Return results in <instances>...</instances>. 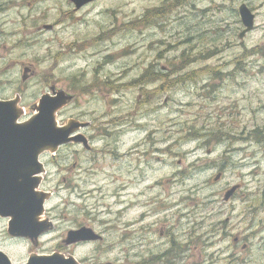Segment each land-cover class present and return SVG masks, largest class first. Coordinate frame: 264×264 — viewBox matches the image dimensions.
Wrapping results in <instances>:
<instances>
[{
	"label": "rangeland",
	"instance_id": "obj_1",
	"mask_svg": "<svg viewBox=\"0 0 264 264\" xmlns=\"http://www.w3.org/2000/svg\"><path fill=\"white\" fill-rule=\"evenodd\" d=\"M241 4L255 15L243 39ZM263 47L264 0H0V100L25 121L61 94L57 125L87 124L86 145L41 155L49 227L32 243L0 218V250L264 264ZM148 72L165 82L137 84ZM81 228L101 239L66 245Z\"/></svg>",
	"mask_w": 264,
	"mask_h": 264
},
{
	"label": "water",
	"instance_id": "obj_2",
	"mask_svg": "<svg viewBox=\"0 0 264 264\" xmlns=\"http://www.w3.org/2000/svg\"><path fill=\"white\" fill-rule=\"evenodd\" d=\"M95 1L70 0L76 9ZM238 13L245 27L239 35L242 39L253 30L255 17L244 4L238 8ZM63 103L61 94L44 95L38 102L36 113L26 122L18 123L21 112L16 107V101L0 100V217L9 219L8 233L12 237L34 242L49 227L40 220L48 199L47 193L37 191L44 172V166L39 162L40 155L48 150L55 152L69 143L87 144L84 136L77 133L87 124L71 122L57 125L56 113ZM100 239L91 229L81 228L68 232L65 244ZM0 264H12L1 250ZM22 264L78 263L72 256L53 253L29 256Z\"/></svg>",
	"mask_w": 264,
	"mask_h": 264
},
{
	"label": "trees",
	"instance_id": "obj_3",
	"mask_svg": "<svg viewBox=\"0 0 264 264\" xmlns=\"http://www.w3.org/2000/svg\"><path fill=\"white\" fill-rule=\"evenodd\" d=\"M161 9L162 8H160V9L159 8H156L155 10H157V11H156L155 15H157L158 10H160V12H161L162 11ZM154 78H158V80H161L163 83L165 82V76L163 74L153 73V74L150 75V73L148 72L145 75H143L140 80L136 81V83L137 84H140V85H144L147 82V84H145V86H146V85H149L150 83H148V82L150 80L154 79ZM148 79H150V80H148ZM172 81H174V80H172ZM177 83L178 82H169L167 89H171V88L175 87L177 85ZM142 92H143V90H142Z\"/></svg>",
	"mask_w": 264,
	"mask_h": 264
},
{
	"label": "flooded vegetation",
	"instance_id": "obj_4",
	"mask_svg": "<svg viewBox=\"0 0 264 264\" xmlns=\"http://www.w3.org/2000/svg\"><path fill=\"white\" fill-rule=\"evenodd\" d=\"M145 263H147V261L146 260H143L141 264H145Z\"/></svg>",
	"mask_w": 264,
	"mask_h": 264
}]
</instances>
